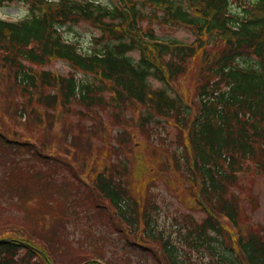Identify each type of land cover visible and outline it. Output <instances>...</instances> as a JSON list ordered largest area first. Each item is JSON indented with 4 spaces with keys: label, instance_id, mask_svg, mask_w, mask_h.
Wrapping results in <instances>:
<instances>
[{
    "label": "trees",
    "instance_id": "trees-1",
    "mask_svg": "<svg viewBox=\"0 0 264 264\" xmlns=\"http://www.w3.org/2000/svg\"><path fill=\"white\" fill-rule=\"evenodd\" d=\"M12 1L25 2L29 11L14 20L0 17V67H7L14 86L27 97L28 105L20 104L21 118L52 127L62 109L67 117L78 114L74 122L90 137L97 129L85 124L89 114L96 119L109 111L125 118L129 103L145 107L136 126L149 135L156 121L172 119L179 130L175 146L167 149L171 155L162 162L196 182L203 212L197 217L181 210L179 218H172L174 230L165 231L154 219L157 203L129 192L120 172L126 170L123 160L117 173L108 166L97 172L92 179L96 194L83 196L86 206L76 201V184L62 222L78 214L79 204L89 211L101 209L102 224L121 234L119 248L133 250L142 262L152 257L154 264H264V225L239 227L241 207L233 191L245 166L264 173V0H0V7ZM81 20L101 30L87 50L63 32L66 24ZM155 23L187 27L196 37L190 43L160 37L151 26ZM141 42H149L151 49ZM195 56L200 70L188 102L174 84ZM52 58L87 76L41 69ZM0 132L1 148L24 149L39 164L35 172L9 167L4 177L9 184L1 187L7 195L24 204L27 186L34 187L33 195L37 190L31 181L55 184L57 171L67 181L62 186L76 182L63 161L52 158L49 164L40 147ZM79 133L70 134L69 147L84 153ZM61 183L56 182L57 191ZM97 195L108 205L94 208L91 196ZM16 229L15 236H0V264H132L130 255L108 256L97 245L110 240L106 235H94L88 251L79 245L70 254L57 245L47 256L29 224Z\"/></svg>",
    "mask_w": 264,
    "mask_h": 264
},
{
    "label": "rangeland",
    "instance_id": "rangeland-1",
    "mask_svg": "<svg viewBox=\"0 0 264 264\" xmlns=\"http://www.w3.org/2000/svg\"><path fill=\"white\" fill-rule=\"evenodd\" d=\"M148 7L147 9H150V6ZM28 11L29 7L25 2L12 1L0 7V17L14 20L25 16ZM142 25L147 27L145 22ZM151 26L163 38H175L181 42L190 43L196 37L191 29L181 25L155 23ZM63 32L67 38L76 41L83 50L89 49L92 46L93 37L101 34L98 26L84 20L66 24L63 27ZM213 42L214 40L210 39L208 47L212 48ZM141 44L151 49L149 42H141ZM146 53H149V50ZM132 54L135 58L140 56L138 50L133 51ZM199 65L196 56L192 57L187 63V72L179 76L174 84L178 91L184 92L183 97L188 102L194 99V87L198 82V75L195 73L200 70ZM41 69H48L56 74H75L80 78L87 76L84 71L73 68L67 61L59 58L50 59L41 66ZM9 73L7 67H0V131H4L9 137L15 136L23 143H31L40 147L46 154L45 161L47 162L48 159L49 164L53 163L50 161L52 158L63 161L68 168L66 173L68 174L69 171L72 176L75 174L77 183L73 182L66 187L62 186L67 181L59 176V171L52 179L55 184L62 182L58 185L60 187L58 191L57 185L52 182L42 186L31 181L34 183L33 186H37L36 193L32 194L34 187L27 186L30 194L23 204L1 189L2 186L9 184L6 180L8 176L4 178L7 175L6 171L9 167L20 166V168L25 167L27 171L35 172V168L39 164L34 161L36 159H32L30 154L23 153L24 149L18 153L0 147L1 237L15 236L17 234L13 231H18L16 228L29 224L32 232L35 233L32 237L41 244L42 254L52 256L51 251L56 249L57 245L60 248H68L67 253L71 250L70 254L71 247L76 249L79 245L88 251L92 247L91 241H95L94 235H106L110 237V240L100 241L97 245H103L106 250L104 252L108 256L124 252L130 255L132 264H146V262L154 264L152 257L146 259V262H142L133 253V250L119 248L123 241L119 236L121 234L109 231L102 224L104 218L99 215L101 209L89 211L79 204L78 214L67 220V223L62 222L63 209L67 206L69 197L71 199L74 194L69 195V192L76 188V184H78L76 192L79 193L76 201L86 206L83 196L88 197L90 193L91 195L96 194L92 179L97 172L101 171L104 166H108L113 167V171L117 173L120 169H116L123 160L126 161V170H120V172L129 192L142 201L145 197L146 199L151 198L157 203L154 219L158 220L165 231L172 232L174 230L172 218L177 217L178 214L181 215V210L187 209L191 215L197 217L203 215L202 205L198 203L201 200L197 198L199 194L196 182L189 181L181 174L174 172L165 164L167 162H162L165 160L164 157L168 158L171 155L167 149L175 146L172 143L176 141L175 137L179 130L172 119H161L162 123L156 121L152 126L153 129L150 128L154 133L149 135L147 131L144 132L136 126L138 113L145 107L139 103H129L125 118H119L109 111L102 112L96 119H94V115L89 114L90 117L84 122L87 127L95 125L96 136L90 137L87 129L79 131L78 123L74 122L78 114L67 117L62 109L56 116L55 124L48 127L45 121L39 123L32 117L21 118L20 104L28 105V100L25 95L21 94L20 89L14 86ZM152 83L159 85L153 79ZM158 131L160 134L157 133ZM77 132H80L77 137L82 139L83 145H85L84 153H77L69 147L70 134ZM184 141H186L185 137ZM53 166H60V164L56 163ZM71 182L68 181V184ZM233 191L241 207L239 227L264 225V173L257 171L252 164L245 166V169L239 174L238 183L233 187ZM101 198L99 195L91 196L92 203L95 204L94 208H97L98 205H108L107 201ZM17 207H20L21 211ZM46 224L50 226H46ZM118 227L125 230L121 224ZM154 250L156 251V249ZM37 259L39 257L36 256L34 260ZM155 264L157 263L155 262Z\"/></svg>",
    "mask_w": 264,
    "mask_h": 264
}]
</instances>
